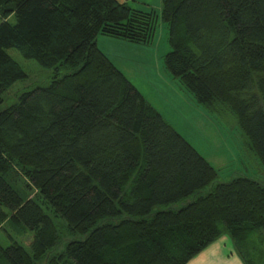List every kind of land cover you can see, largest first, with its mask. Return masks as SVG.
Returning a JSON list of instances; mask_svg holds the SVG:
<instances>
[{"label":"trees","instance_id":"1","mask_svg":"<svg viewBox=\"0 0 264 264\" xmlns=\"http://www.w3.org/2000/svg\"><path fill=\"white\" fill-rule=\"evenodd\" d=\"M161 19L166 71L233 115L264 167V0H162ZM155 21L117 0H0V103L26 78L9 50L53 72L0 111V229L31 233L0 264H187L222 236L251 264L239 246L255 233L264 258V183L219 180L97 47L149 45ZM53 218L82 239L62 243Z\"/></svg>","mask_w":264,"mask_h":264},{"label":"rangeland","instance_id":"2","mask_svg":"<svg viewBox=\"0 0 264 264\" xmlns=\"http://www.w3.org/2000/svg\"><path fill=\"white\" fill-rule=\"evenodd\" d=\"M133 6L140 10L144 9L145 12H150L148 10L156 12L151 43L141 45L98 35L96 40L100 42L102 40V44L97 46L99 50L105 48L103 53L114 66L164 120L218 172L219 180L227 181L242 175L264 183V167L246 146V139L239 130L235 117L228 112L212 115L204 108L196 106L192 96L166 71L163 57L170 51V47L167 42V26L161 19L162 0H138ZM9 21L12 22L13 19L10 18ZM8 54L24 70L26 78L15 82L2 94L0 111L14 104L22 92L47 86L53 74L51 69L24 59L13 49L9 50ZM63 74L61 71L58 76L61 77ZM18 180V184L15 186L12 184V187L23 199L33 198L35 189L24 188V183L27 182L24 178L19 177ZM53 220L60 231L62 243L82 239L81 235H69L62 219ZM30 240L31 233L27 230L19 235L9 224H4L0 229V246L3 249L14 241L28 250ZM239 251L249 262L251 261V264H264L263 245L258 234H253L251 239L241 244ZM235 253L239 257L237 251ZM240 261L242 262L241 259Z\"/></svg>","mask_w":264,"mask_h":264},{"label":"crops","instance_id":"3","mask_svg":"<svg viewBox=\"0 0 264 264\" xmlns=\"http://www.w3.org/2000/svg\"><path fill=\"white\" fill-rule=\"evenodd\" d=\"M118 2H127L133 8L137 9L133 6V4H137L138 0H117ZM144 1V0H143ZM140 10V8H138ZM141 11H145L144 9ZM154 11V10H148ZM105 43V41H103ZM96 44L99 47L102 44V40L100 42L96 40ZM102 52L105 51V48H101ZM187 264H242L239 257L235 253V250L232 246L230 239L227 236H222L217 239L215 242L206 247L203 251L197 254L194 258H192Z\"/></svg>","mask_w":264,"mask_h":264}]
</instances>
